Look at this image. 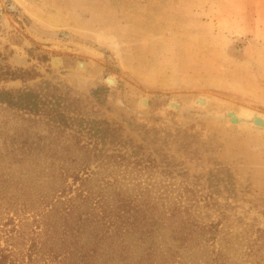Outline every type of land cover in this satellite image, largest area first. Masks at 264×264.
Returning a JSON list of instances; mask_svg holds the SVG:
<instances>
[{
    "label": "rangeland",
    "instance_id": "rangeland-1",
    "mask_svg": "<svg viewBox=\"0 0 264 264\" xmlns=\"http://www.w3.org/2000/svg\"><path fill=\"white\" fill-rule=\"evenodd\" d=\"M0 7L3 185L64 189L98 264H264V129L227 120L264 115V0Z\"/></svg>",
    "mask_w": 264,
    "mask_h": 264
},
{
    "label": "trees",
    "instance_id": "trees-1",
    "mask_svg": "<svg viewBox=\"0 0 264 264\" xmlns=\"http://www.w3.org/2000/svg\"><path fill=\"white\" fill-rule=\"evenodd\" d=\"M22 180L13 189L3 185L7 182L3 176L0 178V208L8 211V216L20 203V198L26 202L14 209L12 217H8L6 224L11 229L6 235V247L0 249V264H98L100 242L85 243V222L72 206L69 210L70 205L55 199L66 191L56 190L54 185L35 189ZM13 198L16 201L11 203ZM114 225L112 221L108 222L104 230L108 231ZM108 239L112 240V236Z\"/></svg>",
    "mask_w": 264,
    "mask_h": 264
},
{
    "label": "flooded vegetation",
    "instance_id": "flooded-vegetation-1",
    "mask_svg": "<svg viewBox=\"0 0 264 264\" xmlns=\"http://www.w3.org/2000/svg\"><path fill=\"white\" fill-rule=\"evenodd\" d=\"M1 15H2V7H0V16ZM52 63L54 65V67H56V68H59V67H61L63 65V62L58 60V59L53 60ZM77 69L79 71H85L86 70L85 65L83 63H80L78 65ZM101 82H102L101 83V86H102L101 90H98V92L101 93V94H99V95L102 96L103 90L105 91V93H104V97L98 98L99 101L102 102L103 100H101V99H105V102H106V100H108L109 96H112L113 99H116L117 91L121 90V85L119 84L117 79H115L114 77L108 75V76H105V77L101 78ZM94 96H96V93H95ZM141 102L146 104V106L149 105V103H147L145 100H141ZM169 106L172 107L173 109H176L177 111H179L180 108H181V105L179 103L171 102L169 104Z\"/></svg>",
    "mask_w": 264,
    "mask_h": 264
},
{
    "label": "water",
    "instance_id": "water-1",
    "mask_svg": "<svg viewBox=\"0 0 264 264\" xmlns=\"http://www.w3.org/2000/svg\"><path fill=\"white\" fill-rule=\"evenodd\" d=\"M197 103L205 107L207 100H205L202 97H199L197 99ZM227 116H228V119L227 118L226 119L230 121L232 125H235L238 127L241 126L240 128H243L244 124H247V125H252L255 128L264 129V115L258 112L243 108L242 112L240 113L230 112L227 114ZM221 118L222 117L214 119V120L221 121L222 120Z\"/></svg>",
    "mask_w": 264,
    "mask_h": 264
}]
</instances>
